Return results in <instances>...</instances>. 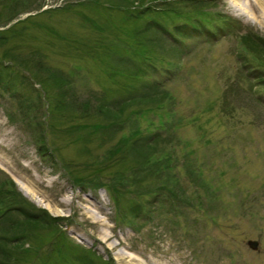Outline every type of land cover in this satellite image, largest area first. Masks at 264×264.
<instances>
[{
	"label": "rangeland",
	"instance_id": "374dc122",
	"mask_svg": "<svg viewBox=\"0 0 264 264\" xmlns=\"http://www.w3.org/2000/svg\"><path fill=\"white\" fill-rule=\"evenodd\" d=\"M259 70L233 0H0V264H264ZM163 185L184 199L116 215Z\"/></svg>",
	"mask_w": 264,
	"mask_h": 264
},
{
	"label": "bare ground",
	"instance_id": "6f19581e",
	"mask_svg": "<svg viewBox=\"0 0 264 264\" xmlns=\"http://www.w3.org/2000/svg\"><path fill=\"white\" fill-rule=\"evenodd\" d=\"M233 2L236 4L237 8L240 11H242V13H244V14H246L248 16H252L255 20H257L259 23H261L264 26V0H233ZM17 181L20 184L21 189L26 194L28 193L31 196V198H35L36 194H35L34 191H32L27 185H25L19 179ZM37 201L41 202L40 199H37ZM61 201H62V203H70L71 202V196H70V194L65 195L61 199ZM45 207L48 208V209H50L47 204L45 205ZM85 209L90 214L91 218H95V217L98 218L92 212V209L90 207L86 206ZM102 237H103V240L106 241L107 239L111 238L112 236L108 232H105ZM121 257L123 259H127L128 258L129 262L131 260H138L136 257H134V255H127L124 252H122ZM130 264H131V262H130Z\"/></svg>",
	"mask_w": 264,
	"mask_h": 264
},
{
	"label": "trees",
	"instance_id": "16d2710c",
	"mask_svg": "<svg viewBox=\"0 0 264 264\" xmlns=\"http://www.w3.org/2000/svg\"><path fill=\"white\" fill-rule=\"evenodd\" d=\"M152 29L153 28H149L148 31H151ZM253 49H257V48L254 47ZM163 92H165V91L159 90V91L150 93L148 96L147 95H145V96L144 95H141V96L138 97V99H142V100H146L147 99L148 102L151 100L152 102L157 101V103H160V102H162L167 97V93H164L160 99H157V96H159ZM155 95H156V97H154ZM130 140H131V142L133 144H134V142H136L135 140H132V139H130ZM11 183L14 186V183L12 181H11ZM141 192H142V194H147V195L155 196L156 198H158L160 194L162 196L169 197V198L170 197L171 198H174L175 197L177 200H179L180 197H184V196H182L184 194H178L176 192V190L170 189V188L166 187L165 185L160 186V187H157V188H154V187L153 188H147V187H145V188L140 189L138 193H141ZM136 204L138 205V203H135L133 201L132 206L135 207ZM45 216H46V220L45 221H47V223L50 222V221H54V219H55V218H49V216L47 215V213H46ZM37 217H38V215H36L35 213H30L29 212V222L35 221L36 219L35 220H33V219L34 218H37ZM133 217H134V215H133ZM36 222H38V221H36ZM22 223H24V222H22ZM18 227H21V226H18ZM18 229L23 232L22 229H20V228H18Z\"/></svg>",
	"mask_w": 264,
	"mask_h": 264
},
{
	"label": "water",
	"instance_id": "95a60500",
	"mask_svg": "<svg viewBox=\"0 0 264 264\" xmlns=\"http://www.w3.org/2000/svg\"><path fill=\"white\" fill-rule=\"evenodd\" d=\"M249 245L253 248H256L257 247V242L256 241H250L249 242Z\"/></svg>",
	"mask_w": 264,
	"mask_h": 264
}]
</instances>
